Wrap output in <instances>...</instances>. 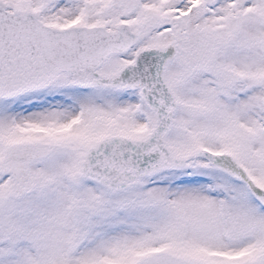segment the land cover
Here are the masks:
<instances>
[{
	"label": "snow or ice",
	"instance_id": "6c2138e0",
	"mask_svg": "<svg viewBox=\"0 0 264 264\" xmlns=\"http://www.w3.org/2000/svg\"><path fill=\"white\" fill-rule=\"evenodd\" d=\"M0 264H264V0H0Z\"/></svg>",
	"mask_w": 264,
	"mask_h": 264
}]
</instances>
